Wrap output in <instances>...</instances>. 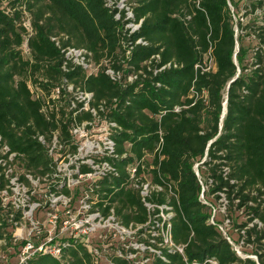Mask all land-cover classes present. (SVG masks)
<instances>
[{
  "label": "trees",
  "instance_id": "1",
  "mask_svg": "<svg viewBox=\"0 0 264 264\" xmlns=\"http://www.w3.org/2000/svg\"><path fill=\"white\" fill-rule=\"evenodd\" d=\"M244 1L246 11L240 17L250 13L254 19L255 44L239 45L240 73L235 77L236 39L228 0H127L133 14L130 21L141 19L133 32L124 27L123 11L116 19L117 9L105 0H0L2 141L10 152L21 155L25 169L40 175L50 172L54 161L37 135L49 142L57 132L59 141L72 149L70 125L93 121L95 116L89 110L73 116V110L65 113L58 103L43 112L44 100L33 97L28 81L49 94L65 79L92 92L90 106L117 125L111 138L119 175L98 180L100 187L94 190L99 202H107L103 212L113 207L127 226L145 224L162 205L171 208V238L175 245H183V253L148 242L160 251L152 254L150 264H210L206 260L211 258L217 264H264L259 251L264 248V0ZM24 12L29 25L21 22ZM52 36H59V46ZM138 38L146 44L135 43ZM24 45L29 48L26 58ZM68 46L85 48L96 63L103 59L108 63H101L94 73L70 62L63 70L61 48ZM209 50L215 69L202 72L195 66L203 64ZM156 54L158 61L150 59ZM147 60L151 68L171 60L179 66L153 73L144 63ZM254 64L258 67L253 68ZM107 67L121 72L120 82L105 73ZM138 70L142 73L136 79L124 82ZM160 137L161 158L155 151ZM146 153L150 156L143 160L148 178L162 187L146 198L153 210H147L138 190L130 186L125 169ZM196 162L206 170L205 182L211 180L209 193H218L216 198L225 193L229 206L245 212L246 220L234 223V228H243V234L238 229L239 236L256 245L253 254L258 261L238 256L222 232L208 222L211 207L200 199ZM207 201L212 203L208 197ZM254 219L262 225L253 222L246 227ZM154 225L150 222L147 229ZM5 227L0 210V240L7 238ZM137 230L143 232L145 227ZM151 238L161 241L160 235ZM62 258L64 263L44 255L27 264H96L81 243L65 247ZM113 261L133 264L122 257Z\"/></svg>",
  "mask_w": 264,
  "mask_h": 264
},
{
  "label": "built area",
  "instance_id": "2",
  "mask_svg": "<svg viewBox=\"0 0 264 264\" xmlns=\"http://www.w3.org/2000/svg\"><path fill=\"white\" fill-rule=\"evenodd\" d=\"M105 2L107 6L117 9L114 15L116 19H120L121 11H123V21L127 20L124 27L128 29L129 32H133L139 28L141 19L136 23L130 21L133 14L127 0H105ZM228 5L231 8L230 0H228ZM262 9H264V5ZM242 11L244 13L246 9H243ZM256 12H259V10H256ZM27 25H29V23ZM51 40L59 46V36H52ZM135 43L146 44V42L141 38H138ZM237 50L238 46L235 47V53L233 55V60L236 65ZM23 52L25 54H29V48L26 45H24ZM61 52L64 57L62 64L63 70H66L67 64L70 62L72 65H79L85 70L90 69L88 73H94L98 70L102 63L101 61L99 63L92 61L91 52L85 48L68 46L61 48ZM159 58V55L156 54L151 56L150 59L158 61ZM252 60L253 58L251 56L249 61ZM144 63L147 65V69L152 70L153 73H157L166 68L179 66V64L173 60L153 68L149 66L150 60H147ZM94 64L95 67L92 70V66ZM195 67H199L202 72L215 69V64L210 50L206 53L203 64L196 65ZM252 67L256 68L258 67V64H254ZM105 73H107L112 80L120 82V71H114L113 69L107 67L105 69ZM141 73V70H138L137 73H129L125 77L124 82H132L137 78L138 74ZM239 73L240 68L237 65V73L235 77L238 76ZM63 80L64 82L55 86L50 91L51 93H49L48 96L37 92L33 93L31 91L34 98H42L44 100L42 111L43 107L46 105H49L51 108L55 104H59V98L67 93L65 86L68 84L80 89V87L66 82L65 79ZM62 90H64V93H62ZM92 96V92L80 89L76 97L77 104L72 102V107H70V111L73 110L72 115L75 116V114L80 110H89L95 117H97L98 115L96 110L90 106ZM174 110L178 111L179 106H175ZM224 114L225 113L222 112L220 117L221 121ZM91 122L92 121L84 120L81 123L74 122L72 124L70 127V133L77 138L76 141L73 142L74 148L72 149L69 144H64L68 145L70 148V153L65 155L58 153H54L56 155H53L52 153V148L57 146L54 142L55 136L53 137V135L57 132L52 135L53 138L49 141V143L52 142L51 148H48L46 145V142L48 141H46L43 135H37V139L42 144L46 145L48 154L54 161L53 167L56 162H59L61 166L64 165V170L62 172L63 181L58 183L53 190L48 191L46 201H42L40 198H33V194L35 192L34 185L36 181L33 179L34 177L31 174V171L25 168L17 171L15 163L17 160H20L18 157L21 155L16 152H10L9 147L2 141V137L0 135V210L6 224L5 229L7 227H13L12 235L7 238H10L14 244L20 243L21 245L18 249L17 264H27L32 258L44 255L53 257L61 263H64V259L62 258L63 249L67 246H73L75 243L85 245L91 252L96 264H102V261L100 260V248L102 247V249H105L107 247L108 244L105 243V239H117L119 234L126 230L125 228H130V226H134L136 229L141 227L146 228L150 222L155 223L154 227L158 229L161 226L162 232L158 233V235L161 236V241L158 242V246L170 249L171 251L176 250L179 253H183V245H175L171 238L169 218L172 214H168L171 209L169 206H160L161 211L155 216H151L153 218L151 219L150 217L145 224L134 225L133 223H129L127 226L120 222L118 217L115 215L113 207H110L106 213L103 212V208L106 207L107 202H99L97 194L94 193V190L100 187V184L97 183L98 180L104 178L111 180L119 175V171L114 164V159H116L118 155L115 152V145L113 139L111 138V133L110 137L104 143L103 148H101L99 143H95L94 141H82L81 138L85 136L86 129L89 128ZM107 123L112 130L117 127L115 122L107 121ZM161 142L162 138L160 137V143L155 149L159 158H161L159 152ZM58 144L61 148L63 143H61L58 139ZM94 154H99V156L95 157ZM144 159H150L148 153H146L141 160H137L127 165L125 169L129 175L130 186L138 190L141 200L147 210H153L154 205L149 203L146 198L152 190L159 191L162 190V187L158 184H152L150 180H147L148 175L143 162ZM64 160L67 161L64 162ZM53 167L52 170L54 169ZM196 175L198 176L197 173ZM74 188H76V190H81L77 206L72 205V190ZM65 190L67 192H65ZM75 193H78V191ZM202 195L203 187L201 185V198ZM201 201L211 207V215L208 222L215 225L222 232L224 237L231 244L235 253L242 258H256V255L251 257L250 255L242 256L240 254L239 249L235 246L234 238L230 236L228 232V227L232 226V224H230L231 219L227 216L220 223V221L216 219V208L211 204V202L204 199H201ZM162 208L168 210L166 212L167 216L163 215L164 211H162ZM41 210L44 211V214L40 219L36 213ZM158 215L161 217V220L157 219L156 216ZM253 222L257 223L258 227L262 225L257 219H254L252 222H248L246 227L251 226ZM238 229L240 228H234L235 231H238ZM239 232L244 233V229H240ZM6 235L8 236V234ZM93 235H97L96 238H92ZM158 235L154 237H157ZM7 238L0 240V242L5 241ZM92 239L95 240V243L90 245ZM150 240L155 241L156 239L151 238ZM238 242L242 247L245 241H243L242 237ZM158 254H160V251H158ZM114 257H120L118 251L115 252ZM255 260L257 261V259ZM206 261L210 264H217V261L214 258L207 259ZM107 264H114V261L110 259L107 261Z\"/></svg>",
  "mask_w": 264,
  "mask_h": 264
},
{
  "label": "rangeland",
  "instance_id": "3",
  "mask_svg": "<svg viewBox=\"0 0 264 264\" xmlns=\"http://www.w3.org/2000/svg\"><path fill=\"white\" fill-rule=\"evenodd\" d=\"M231 3V13L233 14V23H234V32H235V39H236V46L239 47V45H243L246 48H250L253 44H255V39L253 36V20L254 19H250L252 16L250 13H247V15H243V17H240V15L243 13V9H245L242 5H244V3H246L244 0H236V3L234 4V2ZM4 6V4H3ZM249 11V9L247 10ZM250 19V20H249ZM238 21L241 22V25L238 24ZM21 22H25L26 24H28L29 22V15L28 13L24 12V15L21 18ZM242 27V29H241ZM22 53V52H21ZM248 53V52H247ZM23 57L26 58L25 53H22ZM249 56V54H248ZM94 61V60H92ZM103 64H107L108 60L107 59H103L101 61ZM95 67V64L92 66V70ZM87 72L90 71V69L86 70ZM64 82V80H63ZM29 87L31 89V91L33 93H40L43 94L45 96H48V93L43 92L40 88H38L37 83L28 81ZM37 87V88H36ZM66 87V91L67 93L64 94V96H61L59 105H61L64 108L65 113H68L70 111V107H72V102L77 104V95L80 91L79 88H75L73 87L71 84H68ZM41 91L43 93H41ZM51 93V92H49ZM225 93V92H224ZM50 106L46 105L43 107V111H47V109H49ZM72 126V124L70 125V127ZM112 132V129L110 128V126L107 123V120L104 118V116H97L95 117V119L91 122L89 128L86 129V134L84 137H82V141H94L95 143H99L101 148H103L104 143L107 141V139L110 137V133ZM55 136V144L57 146H54L52 148V153L53 155H56L54 153H58L61 155H65L67 153H70V148L68 145H61V148L58 146V139H57V133H55L53 135V137ZM73 136V135H72ZM52 137V138H53ZM75 136L72 137L73 142L76 141ZM51 143L46 142V145L48 146V148H51ZM94 156H99V154H94ZM67 160H64V162H66ZM59 162H56V164L54 165V169L51 172H48L44 175H40L37 173H34L33 171H31V174L33 175V179L36 181L34 188H35V192L33 194V198L34 199H42V201H46L47 199V193L50 190H53L54 187L56 185H58V183H60L62 180V172L64 170V165L61 166V164H59ZM16 169L17 171H20L22 168L24 169V166L22 165V161L21 160H17V162L15 163ZM193 169L195 171V173L198 174V177L201 180V185L203 187V195L202 198L200 196L201 199L207 200V197L211 199L212 201V205L216 208V219L218 221H223L227 216L231 219V223L232 226L228 227V232L229 235L232 236L234 238L235 241V246L239 249L240 254L242 256L245 255H250L251 257H253V251L256 248V245L254 243H248L246 242V238L245 235L243 236H239V232L234 230V223L236 222H242L246 220V215L245 212L240 209V210H236L234 205L229 206L230 202L228 203L226 197H225V193H220V197L216 198V193H209V188L212 187V185H210V181L209 183L205 182V173L206 170L203 167H200L199 164L196 162L193 165ZM226 171L227 168H225ZM205 172V173H204ZM147 180H150L147 176ZM77 188V187H76ZM76 188H74L72 190V205L77 206L78 204V198L80 196V192L81 190H76ZM78 193H75L77 192ZM209 194V195H207ZM46 205V204H45ZM229 208H231V210L229 211ZM44 214V211H38L36 213L37 216H39V218L41 219L42 215ZM168 214H172L170 212H168ZM163 215L167 216L166 212H163ZM153 217H151L152 219ZM149 225V224H148ZM126 230H124L123 232H121V234H119V237L117 239H105L106 240V244L107 247L105 249H101V258L100 260L102 261V264H107V261H109L110 259L113 260L114 259V254L116 251L119 252L120 257L125 258L129 261H131L133 264H150L152 261V254L155 252L156 254H158L159 250H155L153 248V246L149 245L148 242L150 243H156L158 245V240L155 241H151V235L152 236H156L158 235V233L162 232L161 226L159 227V229H157L156 227L151 226L150 228L147 229V227L145 228V230L143 232H139L134 226H130V228H125ZM6 233L8 234L7 237L12 235L13 232V227H7L6 228ZM243 234V233H242ZM97 235H93L92 238H96ZM243 237V241L244 245L241 247L239 244V240H241V238ZM237 240V241H236ZM95 243V240L92 239V242L90 243L93 244ZM20 243L14 244L13 241L10 238H7L5 241H1L0 242V264H17L18 263V249L20 247ZM263 246L260 247V252L263 254L264 256V248L262 249ZM259 249V248H258ZM252 259H257L256 258H252ZM258 261V260H257Z\"/></svg>",
  "mask_w": 264,
  "mask_h": 264
},
{
  "label": "water",
  "instance_id": "4",
  "mask_svg": "<svg viewBox=\"0 0 264 264\" xmlns=\"http://www.w3.org/2000/svg\"><path fill=\"white\" fill-rule=\"evenodd\" d=\"M230 83V82H229ZM229 83H228V85H227V88L229 87ZM225 103H226V101H225ZM224 113H225V106H224V111H223ZM211 142V141H210ZM210 142H209V144H210Z\"/></svg>",
  "mask_w": 264,
  "mask_h": 264
}]
</instances>
